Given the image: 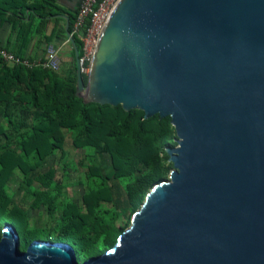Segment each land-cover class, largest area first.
<instances>
[{
	"label": "water",
	"instance_id": "water-1",
	"mask_svg": "<svg viewBox=\"0 0 264 264\" xmlns=\"http://www.w3.org/2000/svg\"><path fill=\"white\" fill-rule=\"evenodd\" d=\"M58 17L77 97L171 117L173 169L102 255L80 263L43 239L22 251L8 224L0 264H264V0H118L87 84L70 17Z\"/></svg>",
	"mask_w": 264,
	"mask_h": 264
},
{
	"label": "trees",
	"instance_id": "trees-1",
	"mask_svg": "<svg viewBox=\"0 0 264 264\" xmlns=\"http://www.w3.org/2000/svg\"><path fill=\"white\" fill-rule=\"evenodd\" d=\"M80 6L70 13L59 0H0V26L10 27L19 43L0 51L45 61L30 56V44L37 38L47 45L66 41V23L58 15L70 17L72 33ZM89 25L88 20L82 35ZM73 37L81 58L84 42L78 34ZM68 55L66 68H30L9 64L0 53V232L14 226L22 251L37 239L67 243L83 263L116 244L153 186L169 177L173 163L166 149L178 143L171 117L145 119L138 109L86 104L77 97L72 45ZM83 77L87 84L88 75ZM68 139L84 151L78 163L85 176L78 181L85 188L80 202L67 192L68 168L78 171L69 161ZM14 178L20 180L17 190L11 187ZM30 211L46 213L51 223L35 225ZM79 252L88 258L81 260Z\"/></svg>",
	"mask_w": 264,
	"mask_h": 264
},
{
	"label": "built area",
	"instance_id": "built-area-1",
	"mask_svg": "<svg viewBox=\"0 0 264 264\" xmlns=\"http://www.w3.org/2000/svg\"><path fill=\"white\" fill-rule=\"evenodd\" d=\"M118 0H83L79 13L77 15L72 36L78 34L81 36L84 42V55L80 58V65L84 74L89 73V66H85L87 63H91L94 49L98 41L99 35L103 30V27ZM90 21V25L86 34L82 35V29L86 25L87 21ZM1 56L3 59L12 65H22L30 68L42 66L44 68H50L53 65L54 54H50L48 59L31 60L29 58H23L11 51L1 50Z\"/></svg>",
	"mask_w": 264,
	"mask_h": 264
},
{
	"label": "crops",
	"instance_id": "crops-1",
	"mask_svg": "<svg viewBox=\"0 0 264 264\" xmlns=\"http://www.w3.org/2000/svg\"><path fill=\"white\" fill-rule=\"evenodd\" d=\"M82 0H59V4L67 9L70 13L74 12V7H78L81 5ZM75 13V12H74ZM65 15V14H64ZM67 16V15H66ZM66 20L62 17H58ZM55 27V22L50 25V28L47 32V36L52 35V30ZM17 35L14 31L10 28H2L0 26V46L9 47V48H16L18 47L17 42ZM71 51V43L67 38L66 41H61L59 39H54L52 44H40L38 38L30 44L28 49V53L33 58H45L48 59L50 54H54L53 65L56 67H63L66 68L65 65L69 63V53Z\"/></svg>",
	"mask_w": 264,
	"mask_h": 264
},
{
	"label": "rangeland",
	"instance_id": "rangeland-1",
	"mask_svg": "<svg viewBox=\"0 0 264 264\" xmlns=\"http://www.w3.org/2000/svg\"><path fill=\"white\" fill-rule=\"evenodd\" d=\"M89 71V70H88ZM66 151L69 154V161L70 163H73L74 166L77 167L78 171L75 172V170L72 168H68V172L71 175V187L68 188V196L78 202L81 201L82 193L84 192V187L80 186L78 184V181H84V168L82 166H79L78 163L83 160L84 158V151L82 150H76L71 142V139H68L66 144ZM108 164V163H107ZM60 176L64 173V170H62V164L57 165ZM20 180L18 178H14L11 182V187L14 190H17L19 188ZM28 208V206H27ZM30 215L32 218V221L35 225L41 226V225H48L51 223V218L49 215H47L44 212L40 211H30ZM0 226L2 227V224L0 223ZM79 256L81 260H85L88 257L86 255H83L81 252H79Z\"/></svg>",
	"mask_w": 264,
	"mask_h": 264
}]
</instances>
